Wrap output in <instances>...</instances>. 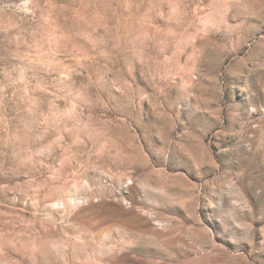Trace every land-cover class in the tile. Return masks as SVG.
<instances>
[{
    "label": "rangeland",
    "instance_id": "obj_1",
    "mask_svg": "<svg viewBox=\"0 0 264 264\" xmlns=\"http://www.w3.org/2000/svg\"><path fill=\"white\" fill-rule=\"evenodd\" d=\"M0 264H264V0H0Z\"/></svg>",
    "mask_w": 264,
    "mask_h": 264
}]
</instances>
